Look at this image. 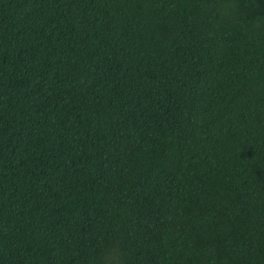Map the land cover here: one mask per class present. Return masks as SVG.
I'll return each mask as SVG.
<instances>
[{
    "label": "trees",
    "instance_id": "1",
    "mask_svg": "<svg viewBox=\"0 0 264 264\" xmlns=\"http://www.w3.org/2000/svg\"><path fill=\"white\" fill-rule=\"evenodd\" d=\"M0 264H264V0H0Z\"/></svg>",
    "mask_w": 264,
    "mask_h": 264
}]
</instances>
